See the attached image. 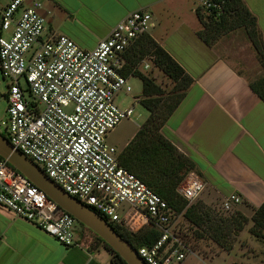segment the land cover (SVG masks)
Here are the masks:
<instances>
[{
  "label": "built area",
  "instance_id": "1",
  "mask_svg": "<svg viewBox=\"0 0 264 264\" xmlns=\"http://www.w3.org/2000/svg\"><path fill=\"white\" fill-rule=\"evenodd\" d=\"M216 5L201 0L197 8L220 11ZM42 10L43 0H9L1 9L0 33L13 30L9 38L0 36V73L7 84L0 135L111 227L132 234L155 230L157 241L136 250L144 264H184L194 253L175 233L181 215L122 168L121 151L107 142L108 135L134 114L136 99L125 108L117 103L119 94L132 92L133 77L123 74L125 53L141 37L151 36L158 25L155 17L143 9L132 12L88 51L67 36L48 33ZM153 60L148 58L144 70L152 68ZM204 190L203 181L189 172L177 194L190 206ZM241 203L232 195L222 211L232 213ZM0 208L64 248L78 245L76 220L4 160Z\"/></svg>",
  "mask_w": 264,
  "mask_h": 264
},
{
  "label": "crops",
  "instance_id": "2",
  "mask_svg": "<svg viewBox=\"0 0 264 264\" xmlns=\"http://www.w3.org/2000/svg\"><path fill=\"white\" fill-rule=\"evenodd\" d=\"M200 1L43 0L42 13L48 33L67 36L90 51L132 12H151L158 23L151 37L194 80L161 133L195 164L193 172L205 184L198 203L215 210L235 195L242 200L236 210L249 219L264 203V103L244 76L198 38L195 9ZM242 1L255 17L264 43V0ZM12 30L0 36L9 38ZM3 83L0 73V122L6 112ZM0 264L113 263L102 246L91 249L78 241L76 247L64 248L0 208Z\"/></svg>",
  "mask_w": 264,
  "mask_h": 264
},
{
  "label": "trees",
  "instance_id": "3",
  "mask_svg": "<svg viewBox=\"0 0 264 264\" xmlns=\"http://www.w3.org/2000/svg\"><path fill=\"white\" fill-rule=\"evenodd\" d=\"M214 3L217 4L220 11H216L214 8L207 11H202L199 8L195 10L196 17L202 27V30L197 33L198 38L211 48L213 43L224 34L235 29H243L257 53L259 63L264 67L262 36L255 17L248 11L243 1L214 0ZM216 14H219L218 17ZM148 57L154 58L155 68L173 83L174 87L169 93L165 92L151 78L138 71L137 68ZM125 58L127 65L123 74L126 77L132 76L140 80L142 94L139 103L146 110L148 117L127 146L121 150L119 154L121 167L139 178L196 229L205 228L201 234H197L198 240L209 237L225 252H230L233 249V239L237 238L244 227L251 223L250 233L259 242L264 243V203L253 210L243 203L245 208L252 210L250 219L238 210H233L227 218L226 216L225 218L217 216L216 221H213L211 214L213 212L215 214V210L206 207L198 209L197 204L189 206L177 194V189L184 176L195 170V164L178 152L161 131L186 97L194 80L149 35H145L135 42L126 51ZM238 75L241 76L240 73ZM248 85L264 103V77L255 84L248 83ZM0 160L2 159L0 158ZM77 226L85 229L79 223ZM112 228L135 250L143 246H151L159 237L153 229L132 234L119 227ZM93 236L97 243L110 254L113 264H126L110 247L95 235ZM186 245L190 247L192 244L188 241ZM192 247L190 249L194 252L193 249L196 245Z\"/></svg>",
  "mask_w": 264,
  "mask_h": 264
},
{
  "label": "rangeland",
  "instance_id": "4",
  "mask_svg": "<svg viewBox=\"0 0 264 264\" xmlns=\"http://www.w3.org/2000/svg\"><path fill=\"white\" fill-rule=\"evenodd\" d=\"M8 2L9 0H0V14L1 9ZM200 30H202L201 25ZM211 48L217 52L220 58L229 62L237 73L244 76L248 83L255 84V82L264 77V67L259 63L257 53L245 30L235 29L234 31L224 34L218 41L213 43ZM148 58L144 59L140 64V71L143 75L151 78L165 92L169 93L174 87L173 83L155 68L154 64L150 70H144L143 65L147 63ZM129 83L132 87L131 94H119L117 103L125 108L133 102V99H136L137 103L135 104L134 114L131 119L122 121V123L107 137L108 144L119 151L124 149L132 135L138 131L148 117L146 110L139 103L142 94L140 80L131 78ZM5 85L3 83L4 92L7 91ZM0 132H2L1 129ZM197 201L198 199L192 205L197 204L198 209L205 207L202 203H198ZM237 208L238 207H234L233 210ZM248 212L251 213L250 211H247V213ZM215 214L214 212L211 214L213 221H216L217 216H222L224 218L226 216L227 218L230 213H224L222 211V206L219 204V206L215 208ZM203 229L205 228L200 230L196 229V227L187 222L182 215L178 219L175 225V233L183 238L186 243H188V241L191 242L192 245L190 248L196 245L193 249L194 255L190 256L184 264H264V243L259 242L250 233L251 223L244 227L237 238L233 239V249L230 252H225L209 237H205L204 240H198L197 234H201ZM75 237H77L79 243L84 247L95 249L101 246L97 243L91 232L87 229L80 228V226H76Z\"/></svg>",
  "mask_w": 264,
  "mask_h": 264
},
{
  "label": "water",
  "instance_id": "5",
  "mask_svg": "<svg viewBox=\"0 0 264 264\" xmlns=\"http://www.w3.org/2000/svg\"><path fill=\"white\" fill-rule=\"evenodd\" d=\"M0 158L42 191L59 209L73 217L77 223L110 247L126 264H144L133 246L123 240L115 230L92 209L65 193L47 175L9 141L0 135Z\"/></svg>",
  "mask_w": 264,
  "mask_h": 264
}]
</instances>
